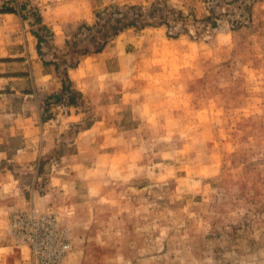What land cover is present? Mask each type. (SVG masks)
Segmentation results:
<instances>
[{
    "label": "rangeland",
    "instance_id": "rangeland-1",
    "mask_svg": "<svg viewBox=\"0 0 264 264\" xmlns=\"http://www.w3.org/2000/svg\"><path fill=\"white\" fill-rule=\"evenodd\" d=\"M29 212L55 264H264V0H0V264Z\"/></svg>",
    "mask_w": 264,
    "mask_h": 264
},
{
    "label": "built area",
    "instance_id": "built-area-1",
    "mask_svg": "<svg viewBox=\"0 0 264 264\" xmlns=\"http://www.w3.org/2000/svg\"><path fill=\"white\" fill-rule=\"evenodd\" d=\"M17 223L20 226L13 232L31 245L33 264H55L60 260L67 248L65 233L51 214L23 213L17 216Z\"/></svg>",
    "mask_w": 264,
    "mask_h": 264
},
{
    "label": "trees",
    "instance_id": "trees-1",
    "mask_svg": "<svg viewBox=\"0 0 264 264\" xmlns=\"http://www.w3.org/2000/svg\"><path fill=\"white\" fill-rule=\"evenodd\" d=\"M36 36L38 37V35H36ZM39 40H40V38H39ZM73 100H74V99H73V98H71V101H70V102H74Z\"/></svg>",
    "mask_w": 264,
    "mask_h": 264
},
{
    "label": "crops",
    "instance_id": "crops-1",
    "mask_svg": "<svg viewBox=\"0 0 264 264\" xmlns=\"http://www.w3.org/2000/svg\"><path fill=\"white\" fill-rule=\"evenodd\" d=\"M28 255H29V253H28Z\"/></svg>",
    "mask_w": 264,
    "mask_h": 264
}]
</instances>
